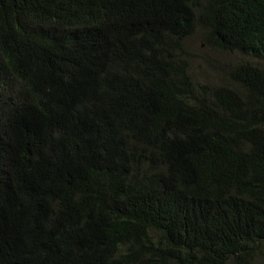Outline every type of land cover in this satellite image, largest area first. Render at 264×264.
<instances>
[{
  "label": "trees",
  "instance_id": "1",
  "mask_svg": "<svg viewBox=\"0 0 264 264\" xmlns=\"http://www.w3.org/2000/svg\"><path fill=\"white\" fill-rule=\"evenodd\" d=\"M0 264H264V0H0Z\"/></svg>",
  "mask_w": 264,
  "mask_h": 264
},
{
  "label": "rangeland",
  "instance_id": "2",
  "mask_svg": "<svg viewBox=\"0 0 264 264\" xmlns=\"http://www.w3.org/2000/svg\"><path fill=\"white\" fill-rule=\"evenodd\" d=\"M186 45L193 76L203 83H221L228 73L226 71L246 59L240 53L232 54L212 48L199 31L187 39Z\"/></svg>",
  "mask_w": 264,
  "mask_h": 264
}]
</instances>
